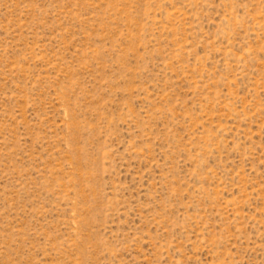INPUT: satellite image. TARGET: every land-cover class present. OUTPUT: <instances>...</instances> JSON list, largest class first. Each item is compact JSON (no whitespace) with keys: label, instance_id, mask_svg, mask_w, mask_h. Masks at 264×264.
I'll use <instances>...</instances> for the list:
<instances>
[{"label":"rangeland","instance_id":"374dc122","mask_svg":"<svg viewBox=\"0 0 264 264\" xmlns=\"http://www.w3.org/2000/svg\"><path fill=\"white\" fill-rule=\"evenodd\" d=\"M0 264H264V0H0Z\"/></svg>","mask_w":264,"mask_h":264}]
</instances>
